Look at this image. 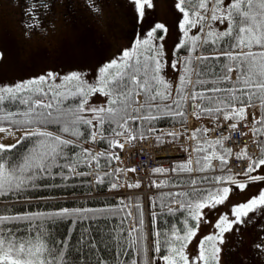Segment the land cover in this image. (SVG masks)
I'll list each match as a JSON object with an SVG mask.
<instances>
[{
    "label": "snow or ice",
    "instance_id": "snow-or-ice-1",
    "mask_svg": "<svg viewBox=\"0 0 264 264\" xmlns=\"http://www.w3.org/2000/svg\"><path fill=\"white\" fill-rule=\"evenodd\" d=\"M131 3L138 18H143L146 7H153L152 0H131ZM209 3L212 4L211 9L208 7ZM175 6L182 13L179 28L183 32L184 42L178 45L179 49L188 48L195 51L200 46L198 44L201 41L200 36L188 35L189 30L197 25H200L201 32L205 27L208 28L204 34L208 39L203 43L211 42L214 46L226 44L225 47L217 48L218 55L211 57L215 60L223 58L224 62L220 65L223 75L218 79L226 86H213L207 89L213 94L224 93V95H207L193 91L191 114L197 119L208 116L225 123L231 121L224 128V132H239L242 124L248 127L243 122L248 121L249 116L252 117L248 131L256 138L254 142L259 154L250 153L246 144L235 153L236 160L247 162L243 173L240 174L246 179L237 180L235 175L212 177L214 185H235L243 191L248 183L264 180V175H253L264 166V0H229L227 5L225 0H177ZM209 11L210 16L207 15ZM217 21L220 23L226 21L227 28L223 31L215 29L213 25ZM166 31L164 24L157 23L147 33V39L133 38L134 46L122 50L117 59L102 66L94 83L88 82L82 73L72 72L62 77L63 89L61 85L45 89L44 84L56 80V75L49 72L12 86H0V106H3L5 101L17 99L26 105L22 113L6 112L0 115V121H8L23 131V135L16 139L15 143L7 145L0 143V195L22 191L25 186L37 179L39 174L48 173L53 166H59L56 161L64 154L65 147L75 146L72 140L48 131L50 125H56L60 133L76 138L83 135L80 129L84 126L90 129L85 137L86 142L88 140L96 142L99 135L109 148L123 149L124 143L116 139H108L104 135L105 124L111 126L110 131L115 136H126V142L143 139V132L133 129L131 123L137 120L157 119L158 115L154 114L152 109L160 108V102H167L170 99L171 103H165L161 111L170 117H181L183 122L186 119L184 105L189 98L185 86L191 83L189 73L194 69L191 67V61L185 58L182 69L184 75L177 78V94L172 98V85L161 75L165 61L163 45L158 42L163 39L162 33ZM2 59L3 53H0V60ZM197 59L204 61L209 57L201 56ZM170 66L176 69L177 64L172 63ZM233 71L237 73L235 80L231 76ZM200 83L205 82L200 81ZM96 94L108 98L104 106H88L89 98ZM141 95L144 97L143 103L139 99ZM69 98L77 101L74 107L63 106ZM142 109L143 113H141ZM85 113L89 115L86 116ZM17 116L21 119H17ZM221 126L218 124L216 127ZM210 131L214 129L198 128L189 137L198 141L193 151L203 154L195 161L201 172L213 169V160H218L222 169L226 168L229 159L233 156V150L224 147V143L231 138L230 135L221 132L216 139L209 140L207 134ZM5 132L15 135L11 129L0 127V133ZM170 135L175 138V133ZM28 138H36L37 143L22 158L9 162L3 153L15 148L22 139ZM81 151L86 159L95 161L97 167L100 157L120 159L115 154L108 156L105 152L92 153L89 149ZM88 166L91 167L90 164ZM64 167L68 168L69 172H75L76 163L72 162ZM177 169L190 173L194 171L193 161L189 159L177 165ZM154 171L163 173L165 170L157 168ZM108 175H110L108 172L97 175L96 183H103L104 177ZM191 184L195 185L196 181H191ZM112 187L116 188L117 185L112 184ZM128 187H139V184H130ZM231 191L232 188L229 186H218L199 191V194L179 192L170 194L189 197L182 201L173 200V203L180 204L181 210L186 211L188 215L184 220L183 228L173 227L170 232L163 234L165 237L163 244L160 240L162 233L154 234L152 250L156 258L162 259L164 264H220L221 246L224 244L225 234L231 232L236 225H243L249 213L264 209V190L247 202L231 206L230 215L233 219H229V213H222L213 225L214 231L197 242L198 252L195 257L190 259L186 250L191 241L197 237L199 223L204 218L203 210L224 204ZM71 211L80 213L84 210ZM62 214H70V210L64 208ZM128 215L130 216L131 212ZM26 219L31 220L33 217L0 214V264H69L66 258V245L63 242L60 246L50 245L43 233L18 236L12 230L3 227L7 223ZM140 223H143L142 219ZM89 247L95 249L96 244L89 242ZM256 247L264 250V245H256ZM165 251L166 254L161 255ZM145 254H147L146 248ZM95 264H109V262L101 259ZM132 264H136V261Z\"/></svg>",
    "mask_w": 264,
    "mask_h": 264
},
{
    "label": "trees",
    "instance_id": "trees-1",
    "mask_svg": "<svg viewBox=\"0 0 264 264\" xmlns=\"http://www.w3.org/2000/svg\"><path fill=\"white\" fill-rule=\"evenodd\" d=\"M208 38L205 36L204 40ZM203 40V41H204ZM201 44V41L198 42ZM134 46V45H132ZM226 44L214 46L211 42L202 43L195 50L188 48L177 49V57L180 62V75H184V60L188 58L191 61V67L194 71L190 72V78H194V82L185 86L186 94L189 93L190 102L191 93L193 91L207 95H224V93L213 94L207 89L213 86L225 87L218 77L223 75L220 60L211 57L218 55L217 48L225 47ZM209 57L207 60H198L197 55ZM200 56V57H201ZM197 64V66H196ZM196 67V69H195ZM236 79L237 73L233 71L231 76ZM204 81L205 83H200ZM175 87L171 88L172 98L176 97ZM48 89L49 87H44ZM55 88V87H52ZM63 89V88H62ZM27 95V94H25ZM143 96V95H142ZM144 100V97H143ZM199 103V101H197ZM77 101L75 99H67L64 102L65 107H74ZM165 103H171V99L167 102H160V108H153L154 114L158 115L157 119L142 123L135 121L131 124L133 129L143 132L144 136H148L149 127H159L170 124H181L187 119L186 103L184 111L186 119L181 117H170L161 109ZM26 105L19 99L14 101H5L0 106V115L6 112L22 113ZM143 109L141 113H143ZM85 115H89L85 113ZM17 119L21 117L17 116ZM95 123V121H94ZM0 127L19 129L16 125L8 121H0ZM110 125H104V135L108 139H115L116 136L110 131ZM55 134H60L65 139L72 140L75 146H68L63 149V155L57 158L56 164L48 173L39 174L31 184L25 186L22 191H12L6 195H0V214L8 216L33 217L31 220H22L16 223H7L3 227L12 230L18 236L35 235L43 233L50 245L60 246L61 242L66 245V258L69 264H95L97 260L104 259L109 264H155L156 254L153 252L155 233L160 232L161 243L165 239L164 233L170 232L173 227L183 228L184 220L188 215L186 211L181 210L180 204L173 203V200H186L189 197L173 196L175 193H197L205 189L218 187L213 184L212 177L230 174H202L200 176L182 175L176 176L167 181L166 188L155 194V202L152 207L154 212L150 213L149 228L150 238L145 217V207L142 204L143 197L136 195L134 197L135 205L132 207L131 197H118L108 195L116 191L112 184H118L115 174L108 172L109 167L113 164L112 159L104 157L99 158V167L96 162L86 159L82 153V149H89L91 152L96 147L102 149L110 156L111 148L108 147L106 141L99 137L96 142L88 140L85 137L90 131L89 128L81 126L83 135L79 138L69 134L60 133L58 126L50 125L47 129ZM37 143L36 138L22 139L21 142L13 149L6 151L3 155L13 162L22 158L23 155ZM205 147L207 145L205 144ZM93 153V152H92ZM203 155L197 153V158ZM76 163L75 172H69L64 165ZM91 165L89 167L88 165ZM198 169L199 166L197 165ZM88 173L80 175L79 173ZM104 172L110 175L104 177L103 183H96L97 175H103ZM195 180L196 184H191ZM172 204H178V207L171 209ZM68 208L70 214H62V209ZM152 208V209H153ZM84 210L80 213L71 210ZM171 209V211H170ZM133 212L134 216L128 213ZM141 219L143 223H140ZM133 222L136 225L134 230L129 229V225ZM191 223V221H190ZM131 234V235H130ZM149 239L152 244L149 245ZM89 242L96 244V248L89 247ZM145 248L147 254H145ZM166 254L162 252L161 255Z\"/></svg>",
    "mask_w": 264,
    "mask_h": 264
},
{
    "label": "rangeland",
    "instance_id": "rangeland-1",
    "mask_svg": "<svg viewBox=\"0 0 264 264\" xmlns=\"http://www.w3.org/2000/svg\"><path fill=\"white\" fill-rule=\"evenodd\" d=\"M62 1H66L68 6L63 5ZM100 2L46 0V3H39L37 10L34 4L31 8H24L10 0H0V53H3L0 86H12L49 72L56 75V80L43 87L61 85L63 88L62 77L72 72H80L88 82L94 83L102 66L117 59L122 50L132 46L133 38L147 39V33L157 23L164 24L167 29L162 34L163 39L158 41L163 45L164 52L162 76L172 88L176 86L179 62L175 52L178 45L184 42L183 32L179 28L182 13L175 6L177 0H152L153 7L145 8L143 18H138L131 0ZM228 3L229 0H225V5ZM69 4H74L76 8L69 7ZM43 7L50 11L54 9L56 13L49 17H36L39 11L45 13L41 11ZM208 7L211 9L210 3ZM77 14L79 18H76ZM207 15L210 16L211 12ZM227 26L226 21H217L213 25L218 31L225 30ZM207 31L205 27L203 32ZM201 33V27L197 25L189 30L188 35L200 36ZM172 63L177 64L176 69L170 66ZM107 99L96 94L89 98L88 106H104ZM253 175H264V166ZM231 188L224 204L203 210L204 218L199 223L197 237L186 250L190 259L197 255V242L214 231L213 225L218 217L222 213H229V219H233L231 206L257 196L264 190V180L249 183L243 191ZM256 245H264V209L249 213L243 225H236L225 234L220 264H264V250ZM155 264H164V261L157 258Z\"/></svg>",
    "mask_w": 264,
    "mask_h": 264
},
{
    "label": "built area",
    "instance_id": "built-area-1",
    "mask_svg": "<svg viewBox=\"0 0 264 264\" xmlns=\"http://www.w3.org/2000/svg\"><path fill=\"white\" fill-rule=\"evenodd\" d=\"M170 131H167V134ZM255 139L249 137H242L235 135L230 142L234 148L247 145L251 150L256 148ZM173 147H155L150 141L140 143L135 148H128L126 153L120 154V160L126 169H135L139 173V177L143 180L149 177L148 170L158 167L159 165H168L174 158L180 159L179 156L172 155L174 153ZM234 169L243 170L246 167V162L235 161Z\"/></svg>",
    "mask_w": 264,
    "mask_h": 264
},
{
    "label": "flooded vegetation",
    "instance_id": "flooded-vegetation-1",
    "mask_svg": "<svg viewBox=\"0 0 264 264\" xmlns=\"http://www.w3.org/2000/svg\"><path fill=\"white\" fill-rule=\"evenodd\" d=\"M101 0H97V2L100 4ZM108 0H106L107 2ZM109 1H114V0H109ZM10 2H13L15 4H18L19 6H22V7H28L29 4H31V6H33L34 4V7L36 6H40L39 3H46V0H38L37 2L35 0H10ZM71 2H73V0H71ZM62 4L65 5V6H68L66 1H62ZM71 6V8H76L74 4H69V7ZM43 10L45 11L44 14H42L43 16L45 17H49V15H52L53 13H56L54 9H52L51 11L44 8L43 7ZM76 12V10H75ZM78 15V14H77ZM76 15V18H79V15L77 16ZM37 16H39V14H37ZM75 17V16H74Z\"/></svg>",
    "mask_w": 264,
    "mask_h": 264
},
{
    "label": "bare ground",
    "instance_id": "bare-ground-1",
    "mask_svg": "<svg viewBox=\"0 0 264 264\" xmlns=\"http://www.w3.org/2000/svg\"><path fill=\"white\" fill-rule=\"evenodd\" d=\"M21 133H23V131ZM15 141L16 139H13V138L4 137V136L0 137V143L6 144V145L15 143Z\"/></svg>",
    "mask_w": 264,
    "mask_h": 264
}]
</instances>
